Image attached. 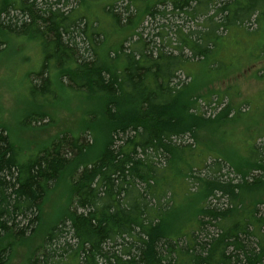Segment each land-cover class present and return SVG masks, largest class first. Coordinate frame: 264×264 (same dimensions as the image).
I'll return each mask as SVG.
<instances>
[{"label":"trees","instance_id":"obj_1","mask_svg":"<svg viewBox=\"0 0 264 264\" xmlns=\"http://www.w3.org/2000/svg\"><path fill=\"white\" fill-rule=\"evenodd\" d=\"M134 1L124 6L125 15L110 5L104 30L75 16L77 8L0 0V33L30 35L41 43L43 62L33 73L31 99L41 97L39 106L49 102L56 74L62 88L94 106L80 133L62 132L24 160L0 128V264L19 245L28 247L42 224L45 198L63 180L69 185L67 209L26 264H264V215L258 206L264 199L249 197L264 185V146L251 147L247 161L234 163L222 153L225 159L211 158L215 142L202 145L199 129L216 133L227 116L199 114L197 99L186 91L189 84L175 81L188 60L183 48L213 66L208 55L223 30L257 21L264 0H157L171 7L159 11L163 18L167 12L195 17L219 5L201 31L184 33L171 51L154 40L150 47L139 31L144 18L154 16L156 3L142 8ZM12 12L22 15L19 25L8 21ZM74 33L89 40L93 51L82 50ZM111 33H123L115 47L108 45ZM211 81L210 76L205 83ZM184 136L192 142L177 141ZM227 168L240 174L238 182L218 174ZM252 172L257 173L247 179ZM224 197L226 205L212 204Z\"/></svg>","mask_w":264,"mask_h":264},{"label":"rangeland","instance_id":"obj_2","mask_svg":"<svg viewBox=\"0 0 264 264\" xmlns=\"http://www.w3.org/2000/svg\"><path fill=\"white\" fill-rule=\"evenodd\" d=\"M36 1L37 7L42 9H45L48 4L63 10L77 8L74 11L75 16L83 15L89 25L96 22L97 28L104 30L108 29L110 21V16L105 10L110 5H114V11L117 10L120 15H125L124 6L129 2V0H59L58 4H55L58 0ZM156 1L136 0L134 3L145 8ZM251 3L258 4V2ZM215 8L214 6L210 7L207 14H200L201 11H199L195 17L185 12L172 15L168 13L171 7L158 2L155 4L154 16L147 15L139 31L143 38L149 41L150 47H154L152 42L154 40L157 44L164 45L166 51H171L175 46H180L184 33L194 32L191 35L195 36V31H201L203 20L207 15L214 13ZM130 9L133 10V6ZM164 9L168 11L165 18L159 14V11ZM259 12V20L264 22V18H262L264 9H260ZM21 17V14L12 12L8 21L12 25H19ZM82 25L83 22L80 23V26ZM255 25V21L252 20L246 29L234 26L230 31L223 30L221 33L223 39L208 55L209 63L211 60L215 61L213 66H210L211 63L201 61L199 56H193L189 49L181 50L183 58L188 60L175 81L180 82V85L189 84L186 91H190L189 95L193 92L192 99H197L196 105L199 114L205 118L215 117L219 113H225L227 116L226 121H222L223 123L219 125L216 133H213L210 127L204 128L203 125L199 129L198 134L201 135L199 141L202 145L207 142H215L214 147L217 150L213 149L208 152L211 158L225 159L222 155L224 154L229 155L230 160L234 163L238 160L247 161L249 153L252 152L251 147L256 145L260 150L264 146V100H262L264 92V24L261 23L258 29H255ZM178 28L181 29V32H177ZM157 32H161L163 37L157 38L155 36ZM0 37V41H2L0 42V128L6 132L10 141L19 149L20 159L24 160L41 147L49 144L62 132L80 133L94 106L80 94L62 88L56 74L51 77L50 95L46 97L49 102H46L44 106H39L43 103H40L41 97L39 99L35 96L31 99L29 92L32 78L36 79L33 73L40 70L43 62L39 39L30 35H15L14 33L8 35L0 33ZM74 37L82 50L90 46L88 50L93 51L90 50L92 46L89 40L76 33H74ZM121 40H123V33H111L108 45L115 47ZM257 63L260 64L255 65ZM216 66L217 68L214 69ZM253 69L255 73L252 76ZM210 76L213 81L205 83ZM203 99L212 100L211 104L205 103ZM219 99L221 100L220 108H215L219 104H216L215 101ZM192 111L194 112L195 108ZM43 112L46 114L38 116ZM86 138L90 142L91 139L88 135ZM177 141L187 143L188 141L192 142V139L184 136ZM100 148L101 145L98 143L94 151L97 152ZM245 168L250 167L245 166ZM232 170L227 168L218 174H221L223 178H232L233 182H238L240 174L233 173ZM256 173L252 172L246 175L247 179ZM188 187L194 190L196 184L190 181ZM256 196H263L264 199V185L249 195V197ZM69 197L68 181L63 180L43 202V220L40 229L29 241L28 247L21 244L13 251L7 264H26L32 249L42 242L46 230L67 209ZM217 202L218 205H226L227 199L224 197L220 201L212 200V204H217ZM258 206L259 213L264 215V205L259 204ZM210 231L212 230L210 229Z\"/></svg>","mask_w":264,"mask_h":264},{"label":"crops","instance_id":"obj_3","mask_svg":"<svg viewBox=\"0 0 264 264\" xmlns=\"http://www.w3.org/2000/svg\"><path fill=\"white\" fill-rule=\"evenodd\" d=\"M262 18H264L263 16H262ZM260 19V18H259ZM257 20V21H255V23H256V25H255V29H258L259 28V26L261 25V23H263L264 24V22H261L260 20ZM258 62H262V61H258ZM258 64H260V63H257V64H255V65H258ZM263 65H264V63H263ZM253 73H252V76L254 75V73H255V70L253 69ZM262 100H264V92H263V95H262Z\"/></svg>","mask_w":264,"mask_h":264}]
</instances>
